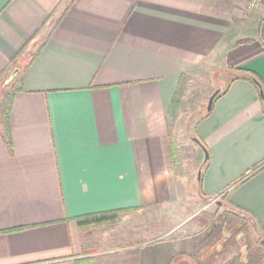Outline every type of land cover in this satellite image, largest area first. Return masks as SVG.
I'll return each instance as SVG.
<instances>
[{
  "label": "crops",
  "instance_id": "1",
  "mask_svg": "<svg viewBox=\"0 0 264 264\" xmlns=\"http://www.w3.org/2000/svg\"><path fill=\"white\" fill-rule=\"evenodd\" d=\"M248 3L0 0V264H89L78 217L173 203L170 112L209 60L226 85L193 129L198 192L264 238V102L238 78L264 91V0ZM190 248L141 240L115 264H183Z\"/></svg>",
  "mask_w": 264,
  "mask_h": 264
},
{
  "label": "rangeland",
  "instance_id": "2",
  "mask_svg": "<svg viewBox=\"0 0 264 264\" xmlns=\"http://www.w3.org/2000/svg\"><path fill=\"white\" fill-rule=\"evenodd\" d=\"M217 67L215 60H209L205 66L187 75L170 112V139L176 152L173 170L176 200L164 206L153 207L145 212L146 215H122L115 223L85 229L89 231L87 239L92 243L89 248L95 254L89 264H115L124 257L126 248L131 244L141 240L166 238L170 234L175 239L185 238L191 245L182 258L185 260L183 264H191L193 246L199 243L207 225L219 213L230 210L222 197L210 202L203 200L196 183L201 162L198 148L193 142V129L199 117L206 112L208 98L226 85V80L216 71ZM239 215L245 216L243 213ZM185 222L187 224L183 225ZM249 225L254 243L263 239L250 219ZM220 248L217 247L218 250ZM234 254H229L226 260ZM239 254L238 264H244L245 249H241Z\"/></svg>",
  "mask_w": 264,
  "mask_h": 264
},
{
  "label": "trees",
  "instance_id": "3",
  "mask_svg": "<svg viewBox=\"0 0 264 264\" xmlns=\"http://www.w3.org/2000/svg\"><path fill=\"white\" fill-rule=\"evenodd\" d=\"M241 76L237 77L247 78L257 86L259 93H262L260 97L264 102V91L261 81L250 73H244ZM171 146L172 156L174 162H176L175 147L173 144ZM199 147V160L202 162V165H204V162L207 160H204L203 150L206 151V149L202 147L200 143ZM263 166L264 162L254 171L261 169ZM245 178L246 177H244L243 180ZM129 211L132 210H115L99 214L85 215L78 217L76 222L81 230H85L92 227L115 223L119 220L120 216ZM238 212L239 211L231 209L226 210L216 215L215 218L210 221L204 230V234L199 243L193 246L191 264H238L240 257L239 253L243 248L245 249L244 264H264V247L260 245V241L264 240V238L254 243L249 225V219H252L247 215H245L246 217L244 215H239L241 212ZM218 246L221 247L219 250L217 249ZM233 253L235 254L230 259L226 260L229 254ZM120 264L124 263L121 262Z\"/></svg>",
  "mask_w": 264,
  "mask_h": 264
},
{
  "label": "water",
  "instance_id": "4",
  "mask_svg": "<svg viewBox=\"0 0 264 264\" xmlns=\"http://www.w3.org/2000/svg\"><path fill=\"white\" fill-rule=\"evenodd\" d=\"M17 73H18V70H14L7 82L12 81ZM219 93H220V90H217L214 93H212L211 96L208 98L207 105H206V112L211 111L213 101ZM260 95H262L261 92H260ZM193 141L199 145V142L196 139H193ZM203 151H204V160L206 161L208 159V153L205 150ZM200 175H201V171H198V174H197L198 179L200 178ZM260 245L264 247V240L260 241Z\"/></svg>",
  "mask_w": 264,
  "mask_h": 264
},
{
  "label": "built area",
  "instance_id": "5",
  "mask_svg": "<svg viewBox=\"0 0 264 264\" xmlns=\"http://www.w3.org/2000/svg\"><path fill=\"white\" fill-rule=\"evenodd\" d=\"M259 1H260V0H249L248 8H249V9L257 8L258 5H259Z\"/></svg>",
  "mask_w": 264,
  "mask_h": 264
}]
</instances>
